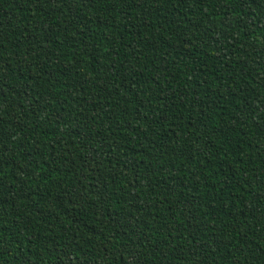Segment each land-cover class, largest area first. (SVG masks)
<instances>
[{"label": "trees", "instance_id": "obj_1", "mask_svg": "<svg viewBox=\"0 0 264 264\" xmlns=\"http://www.w3.org/2000/svg\"><path fill=\"white\" fill-rule=\"evenodd\" d=\"M0 264H264V0H0Z\"/></svg>", "mask_w": 264, "mask_h": 264}]
</instances>
